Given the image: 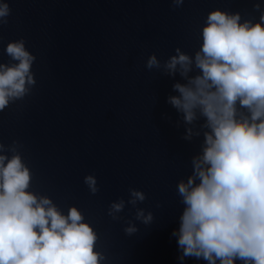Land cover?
I'll list each match as a JSON object with an SVG mask.
<instances>
[{
  "label": "water",
  "instance_id": "water-1",
  "mask_svg": "<svg viewBox=\"0 0 264 264\" xmlns=\"http://www.w3.org/2000/svg\"><path fill=\"white\" fill-rule=\"evenodd\" d=\"M254 2L184 0L173 8L170 0H8L0 61L9 59L5 44L23 37L36 83L0 111V142L20 143L33 190L64 211L75 204L85 213L105 264H178L170 235L182 207L175 186L201 138H182L178 113L166 102L180 77L147 69V55L163 60L177 46L191 54L210 9L258 18ZM87 173L97 178L95 194L83 182ZM129 187L146 193L138 206L154 215L148 225L134 221L131 235L123 231L133 218L129 205L120 220L106 214L110 201L127 200Z\"/></svg>",
  "mask_w": 264,
  "mask_h": 264
},
{
  "label": "clouds",
  "instance_id": "clouds-1",
  "mask_svg": "<svg viewBox=\"0 0 264 264\" xmlns=\"http://www.w3.org/2000/svg\"><path fill=\"white\" fill-rule=\"evenodd\" d=\"M184 0H170L179 7ZM258 18L212 8L199 28L198 47L179 46L166 59L149 53L145 67L167 76L175 94L166 102L178 113L182 138L200 137L190 171L176 181L181 207L170 235L176 260L184 264H264V4L253 3ZM8 0H0V24L8 22ZM0 61V111L29 94L35 85L34 54L23 37L4 46ZM20 143L0 142V264H105L96 247L98 233L75 204L67 211L31 188L32 172ZM89 192L99 190L93 173L83 177ZM146 193L128 188L127 200L109 202L106 214L120 220L125 205L133 211L123 231L131 235L153 211L138 206ZM160 202L155 203L159 208Z\"/></svg>",
  "mask_w": 264,
  "mask_h": 264
}]
</instances>
